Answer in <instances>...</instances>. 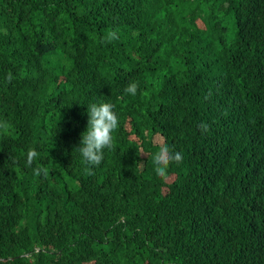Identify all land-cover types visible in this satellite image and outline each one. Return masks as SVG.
I'll return each instance as SVG.
<instances>
[{
  "label": "trees",
  "instance_id": "trees-1",
  "mask_svg": "<svg viewBox=\"0 0 264 264\" xmlns=\"http://www.w3.org/2000/svg\"><path fill=\"white\" fill-rule=\"evenodd\" d=\"M217 29L180 93L153 77ZM101 101L119 127L85 175L73 148ZM2 121L0 264H264V0H0ZM161 140L183 155L164 180Z\"/></svg>",
  "mask_w": 264,
  "mask_h": 264
},
{
  "label": "clouds",
  "instance_id": "clouds-1",
  "mask_svg": "<svg viewBox=\"0 0 264 264\" xmlns=\"http://www.w3.org/2000/svg\"><path fill=\"white\" fill-rule=\"evenodd\" d=\"M203 25V23L201 22ZM183 25V24H182ZM195 25L199 29H203L199 25V21ZM187 33L198 42L199 35L196 30L191 26L183 25ZM118 39L116 31H108L100 40L101 43L107 44L113 40ZM220 39L219 30L212 32L211 40L206 46V52L201 51L198 54L190 55L182 63L180 69L170 70L163 63H156L152 67L151 74L153 77L160 81L162 84L166 85V88L173 93H180L182 86L181 75L184 71L188 70L190 67L197 65L202 62L205 58L208 46L213 42ZM13 79L11 72L6 76V80L10 83ZM138 83L144 88H147L148 81L146 78L140 74L137 78ZM125 94L130 96L137 95L139 91V85L135 81H130L123 89ZM203 91V85L198 87L197 91L193 94L200 93ZM153 94V93H152ZM114 106L111 103L101 101L89 104L86 107L87 112V125L85 130L80 133V138L77 146H74L77 152H79L85 175H93V168L99 166L103 160L104 150L111 149L114 143L113 133L119 127V118L116 112L113 110ZM11 124L7 121L0 122V129L10 130ZM201 134H206L208 132L209 126L205 122H201L197 125ZM159 151L152 157L154 164V172L157 177L162 180L168 178V168L172 163L179 164L183 160V155L181 152L175 151L170 148L167 142L161 140L158 142ZM38 153L34 149H29L26 154V163L31 166L33 161L36 159ZM44 170L37 167L33 169V173L36 176L41 175ZM46 174V173H45ZM1 196V195H0ZM4 198V197H3Z\"/></svg>",
  "mask_w": 264,
  "mask_h": 264
},
{
  "label": "rangeland",
  "instance_id": "rangeland-1",
  "mask_svg": "<svg viewBox=\"0 0 264 264\" xmlns=\"http://www.w3.org/2000/svg\"><path fill=\"white\" fill-rule=\"evenodd\" d=\"M199 25H200L201 28H203V25L201 24V22H199Z\"/></svg>",
  "mask_w": 264,
  "mask_h": 264
},
{
  "label": "bare ground",
  "instance_id": "bare-ground-1",
  "mask_svg": "<svg viewBox=\"0 0 264 264\" xmlns=\"http://www.w3.org/2000/svg\"><path fill=\"white\" fill-rule=\"evenodd\" d=\"M217 19H219V18H217ZM214 20H215V22H216V19H214ZM218 21L220 22V19H219ZM218 21H217V22H218ZM219 22H218V23H219ZM224 24H226V23H224Z\"/></svg>",
  "mask_w": 264,
  "mask_h": 264
}]
</instances>
